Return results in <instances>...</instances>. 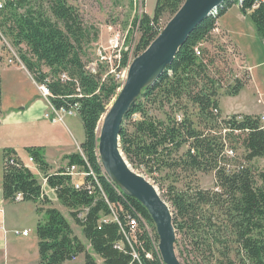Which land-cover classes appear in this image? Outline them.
I'll use <instances>...</instances> for the list:
<instances>
[{"label":"trees","instance_id":"trees-1","mask_svg":"<svg viewBox=\"0 0 264 264\" xmlns=\"http://www.w3.org/2000/svg\"><path fill=\"white\" fill-rule=\"evenodd\" d=\"M184 2L157 0L153 15L144 12L136 17L133 24L141 35L135 57L163 30L167 23L162 19L168 15L169 21ZM233 5H240L242 12L250 11L264 39V0H228L195 28L172 64L144 89L125 115L120 133L122 150L133 167L144 166L149 173L177 168L193 174L214 172L215 189L189 184L179 189L172 183L166 190L177 234L185 235L188 242L185 264H264V168L255 165L257 158L264 157V123L259 115L222 117L221 71L216 63L224 60L220 53L203 46L211 41L218 20ZM3 36L19 49L23 65L39 86L47 88L51 105L57 110H75L83 122L82 151L63 158L68 166H90L95 173L96 178L86 176L79 188L73 177L64 173L65 167L50 172L41 146L28 147L27 151L82 228L92 250L104 264H164L148 211L112 182L100 164L97 127L123 82L112 73L103 79L102 71L96 74L87 69L85 48L98 40V29L87 25L68 0H4L0 39ZM121 54L118 71L128 65L130 56L129 50ZM63 73L67 79L62 78ZM245 84L236 79L227 93L237 95ZM155 106L162 110L163 118L151 114ZM135 114L141 117L135 119ZM239 147L242 155H227V149L236 152ZM2 187L6 201L14 202L20 193L22 201L37 203L38 213L46 214L37 224L40 264H63L81 254L84 264H99L12 147L3 150ZM134 217L139 222L131 230L129 223Z\"/></svg>","mask_w":264,"mask_h":264},{"label":"rangeland","instance_id":"rangeland-1","mask_svg":"<svg viewBox=\"0 0 264 264\" xmlns=\"http://www.w3.org/2000/svg\"><path fill=\"white\" fill-rule=\"evenodd\" d=\"M68 2L79 10L87 25H93L99 31L98 40L91 42L85 48V61L87 65H90L91 62L97 60V51L101 46L107 49V56L114 54L110 41L116 35H119L120 38L117 49H121V51L129 50L131 59H134L135 50L141 34L133 22L136 20V17H141L144 12L148 11L153 15L157 0H68ZM224 16V22L233 27L231 30L233 38L230 39L227 36L228 33L219 26V22L221 23L222 20L221 17L218 20L217 27L212 32L211 41L205 42L203 45L209 48L212 53H220L219 58L224 60L223 62L216 63V66L219 68L218 70L221 71V76H219L221 81L219 100L222 108V117L225 118V115L239 108L242 110H259V112L253 115H259L264 118V39L259 36L257 27L250 17V11L242 12L240 5H233ZM168 19L169 16L166 15L162 19V23L166 24ZM235 41L240 46V49L235 44ZM218 46L223 50H219L217 48ZM22 49L25 51L26 47L22 46ZM0 53L4 55L3 60L0 61L2 80V105L0 107V113L4 114L3 111H7L10 106H15L14 104L18 103L19 99H22L27 105L36 100H38L37 104L39 103L37 117L30 118L26 114H22L20 117V124L18 123L17 125L25 127L22 135L13 136L11 134V130L16 126L15 124L1 126L0 131L7 130V142L12 144L18 156L30 167L34 166V162L27 151V148L31 146H41L45 156L51 160L61 158L62 153L67 150L63 144H68L69 142L73 145L75 144L72 134L65 123L72 128L74 135L78 139L81 140L85 137L83 122L80 116L77 112H74L73 115H66L65 123L62 120L56 123L52 122V116L54 114L53 106L48 101L49 99L43 95V88L40 90L18 68L23 64L20 59V51L6 36L0 39ZM0 57L2 56L0 55ZM9 58L14 60V63L9 64ZM44 69L47 70L46 67ZM101 71L103 79L110 73L109 70L107 71L103 68ZM114 75H116L119 83H124L126 70L114 73ZM236 79H241L246 84L237 95H230L227 91L229 88H232L231 86L236 84ZM46 96L48 97V94ZM24 103L17 105L19 110H24L23 108L26 107ZM45 113H50L51 118L46 115L43 116ZM151 114L161 118L164 117L162 110L158 106L152 108ZM178 115L181 116V114ZM140 117V114H135L134 116L135 119H139ZM129 129L131 130V126H129ZM79 133H81V137ZM235 154L242 155L243 149L239 147ZM1 161L2 151L0 149V164ZM255 165L260 169L264 168V157L257 158ZM134 168L144 174L157 187L170 207L171 201L166 196V190L172 183H175L179 189L188 188V184L193 187L197 185L202 189H215L214 172L205 173L197 171L193 174L191 171L177 168L173 170L162 169L156 173H149L144 166L137 165ZM42 173L39 172L36 174L41 181H43ZM49 197L52 201L51 205L59 208L69 219L73 226L74 234L86 244L88 250L95 256L97 262L104 264L103 259L92 250L89 241L82 233L81 227L71 217L67 207L62 205L58 200L56 193L51 190ZM38 216L46 218L45 213L32 212L29 219H26V226L30 228V239L37 238L36 227L34 228V225L38 220ZM9 235L14 236L10 238V248L13 245L20 246V236L12 233ZM2 238L3 231H0V241ZM177 239L179 240V245L176 246V250L181 261L185 264L187 260L188 242L186 236L182 234H177ZM180 250H183L184 253L181 254ZM3 254V246H0V258ZM3 258H1V262ZM1 262L0 264H3ZM63 264H84V254L79 255L72 261H66Z\"/></svg>","mask_w":264,"mask_h":264},{"label":"water","instance_id":"water-1","mask_svg":"<svg viewBox=\"0 0 264 264\" xmlns=\"http://www.w3.org/2000/svg\"><path fill=\"white\" fill-rule=\"evenodd\" d=\"M227 1L185 0L146 50L131 61L119 93L97 127L98 155L105 174L148 211L164 264H183L176 250L173 211L157 187L128 161L120 141L122 123L144 89L154 84L172 64L195 28Z\"/></svg>","mask_w":264,"mask_h":264},{"label":"crops","instance_id":"crops-1","mask_svg":"<svg viewBox=\"0 0 264 264\" xmlns=\"http://www.w3.org/2000/svg\"><path fill=\"white\" fill-rule=\"evenodd\" d=\"M147 13H149V12L147 11ZM224 18H225V16H222V18H221L222 20H221V23L219 22V24H220L219 26H221L222 30H224L225 32L228 33L227 36L231 39V38H233L232 34H231L232 33L231 30L233 27L230 26L229 24L225 23ZM235 44L240 49V46L238 45V43L236 41H235ZM0 55L2 56V58H4L3 57L4 55L2 53H0ZM8 63L12 64V63H14V60H11L9 58ZM18 68L25 74V76L27 78H29L30 81H32L34 83L35 86H37L41 90V86H39V84L34 80L33 76L25 68V66H23V64H21V66H19ZM44 96L48 99V97L46 95H44ZM37 102H38V100L32 101L30 104L27 105V103H24L22 101V99H19L18 103L14 104L15 106H10L7 109V111H3L4 114L0 113V127L4 126L6 124L7 125L8 124H15L16 126L13 127V129L11 130V134L13 136L22 135L24 133L25 127H23V126L21 127L20 125H17L21 121L20 117L22 116V114H26V116L30 117V118L37 117L38 106H39V103L37 104ZM257 102H259V101L257 100ZM19 103L20 104L24 103V106H26L23 108L24 110H19V107L17 106V105H19ZM41 104L43 106H45L44 103L41 102ZM220 108H221V105H220ZM221 110H222V108H221ZM74 112H76V111L74 110ZM74 112L69 113V114H61V117L53 114L52 122L56 123V122L62 120V122L65 123L66 117L68 115H73ZM257 112H259V110H242V109L237 108L234 110V112L228 113L227 115H225V117L229 116L230 114L231 115H233V114H251V115H253ZM44 115L51 118L50 113H45V114H43V116ZM65 124H66V127L69 129L70 133L72 134V137L75 141L74 142L75 144L73 145L70 142L68 144H63V146L65 148H67V150H65L64 153H62V156L59 159L51 160L46 156L47 162L51 165L50 172H54L61 167H65V168L67 167V165H66L67 161L63 159L64 156L82 151L81 150V144L84 142L85 137L82 138L81 140L78 139L74 135L72 128L69 127L67 123H65ZM6 135H7V130L0 131V149L2 151V161L0 164L1 165L0 166V231H3V238L0 241V246H3V253H4L1 256V258L4 257L3 261L1 262V258H0V262L3 264H40L38 235H37V238L30 239L29 238L30 237V228L28 226H26V219L27 218L29 219V216L31 215V213L32 212L38 213V211H37L38 204L35 202H32V201L9 202V201H6L4 199V196H3V187H2L3 186V150H4V148H9V147L13 148L12 144H9V142H7L8 139L6 138ZM79 136L81 137V133H79ZM33 164H34V166H32V167L28 166L27 164L26 165L35 174H37L39 172L42 173V171L38 168V166L35 164V162ZM42 176H43L42 177L43 181H41L39 178L38 179L42 184L43 190L49 196V193L51 192V190L54 191V189H52L48 186L47 179H46V176L44 173H42ZM82 176L83 175H74L73 176L74 183L75 184L79 183L80 185H83L86 178L82 177ZM28 204H30V205H28ZM39 219H44V218L42 216H38V220L34 225V228L36 227L35 228L36 232H37V224H38ZM15 230H20V231L28 230L29 234L27 236H24L22 234L17 235L14 232ZM81 230H82V228H81ZM11 233L15 234L17 236H20L19 237V238H21V243L19 244L20 246L17 247L15 245H13V247L10 248V238L14 237L13 235H9Z\"/></svg>","mask_w":264,"mask_h":264},{"label":"built area","instance_id":"built-area-1","mask_svg":"<svg viewBox=\"0 0 264 264\" xmlns=\"http://www.w3.org/2000/svg\"><path fill=\"white\" fill-rule=\"evenodd\" d=\"M3 1L4 0H0V6L3 5ZM217 11H218V9L215 10L213 12V14H216ZM119 40H120L119 35H116V37H114L110 41L111 42L110 44L113 47V52H114V54H112L111 56H107V54H106L107 49L106 48H104L102 46L99 47V49L97 51V57H98L97 60L96 61L94 60L93 62L90 63V65H87V69L91 70V72L96 73V74H100L102 68L106 69L107 71L109 70V72L112 74L117 73V72L119 73V72L125 71V70L127 72V69H128V67H129V65L133 59H131V57L129 56L128 65L126 67L122 68L120 71H118V68L121 65V58H122L121 49H117L119 47ZM197 53L200 54V51L198 50ZM62 78L67 79L68 78L67 74L63 73ZM41 88H43V90H44V95L49 94V92L45 86H42ZM73 112H74V110H66V109L57 110L54 108V114L57 116H60V117H61V114H69V113H73ZM229 116H231V115H229ZM226 117H228V116H226ZM178 118L180 119L181 116L178 115ZM261 120L264 123V118L261 117ZM226 153L229 156L235 155V152L231 149H227ZM99 160H100V158H99ZM100 164H101V162H100ZM102 169H103V167H102ZM103 172L105 174L104 169H103ZM64 173L71 175L72 177L74 175H83L82 177L86 178V176L92 175L96 178V175L90 166H89V169H86L80 165H69V166L67 165L66 169L64 170ZM75 186H76V188H79L81 185L79 183H77V184H75ZM14 201H17V202L22 201V194H20V193L16 194ZM115 219H117V218H115ZM142 220L144 221L146 227L149 229V226L147 225L144 218H142ZM104 221H107V219H104ZM138 222L139 221L136 217L130 219L129 225H130L131 230H135L137 228ZM14 232L17 235L22 234L24 236H27L29 234L28 230H24V231L15 230ZM118 246L121 247V245H118Z\"/></svg>","mask_w":264,"mask_h":264}]
</instances>
